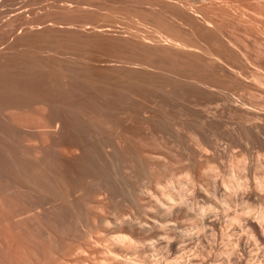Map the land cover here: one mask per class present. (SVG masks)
<instances>
[{
	"label": "rangeland",
	"instance_id": "374dc122",
	"mask_svg": "<svg viewBox=\"0 0 264 264\" xmlns=\"http://www.w3.org/2000/svg\"><path fill=\"white\" fill-rule=\"evenodd\" d=\"M0 264H264V0H0Z\"/></svg>",
	"mask_w": 264,
	"mask_h": 264
},
{
	"label": "bare ground",
	"instance_id": "6f19581e",
	"mask_svg": "<svg viewBox=\"0 0 264 264\" xmlns=\"http://www.w3.org/2000/svg\"><path fill=\"white\" fill-rule=\"evenodd\" d=\"M263 250V249H262ZM263 254V253H262ZM258 255V254H257ZM262 257V256H261Z\"/></svg>",
	"mask_w": 264,
	"mask_h": 264
}]
</instances>
